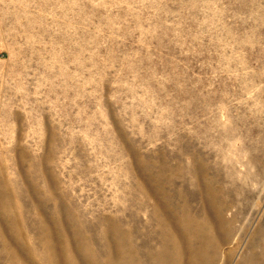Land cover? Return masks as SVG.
I'll list each match as a JSON object with an SVG mask.
<instances>
[{"label":"rangeland","instance_id":"obj_1","mask_svg":"<svg viewBox=\"0 0 264 264\" xmlns=\"http://www.w3.org/2000/svg\"><path fill=\"white\" fill-rule=\"evenodd\" d=\"M116 248L264 264V0H0V264Z\"/></svg>","mask_w":264,"mask_h":264},{"label":"bare ground","instance_id":"obj_2","mask_svg":"<svg viewBox=\"0 0 264 264\" xmlns=\"http://www.w3.org/2000/svg\"><path fill=\"white\" fill-rule=\"evenodd\" d=\"M184 245V244H183ZM118 248L115 249H110L113 252V257L112 260H110V264H130V262H134L135 259L134 257H132L131 255H127L125 256L124 253L122 251H117ZM185 249V247H184ZM167 251V250H166ZM166 251L161 252L160 256H159V261L158 264H170L169 262V256L167 255L168 253H166ZM187 251H189L192 254V250L191 248H189ZM181 253V252H180ZM187 254V253H186ZM184 255V252L182 253V256ZM171 257V256H170ZM172 260V259H171ZM197 261V260H196ZM157 262H155L156 264ZM132 264V263H131ZM138 264V263H136ZM143 264V263H142Z\"/></svg>","mask_w":264,"mask_h":264}]
</instances>
